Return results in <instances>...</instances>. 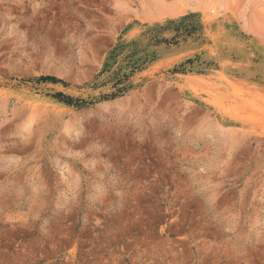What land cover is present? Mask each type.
<instances>
[{
    "label": "rangeland",
    "instance_id": "rangeland-1",
    "mask_svg": "<svg viewBox=\"0 0 264 264\" xmlns=\"http://www.w3.org/2000/svg\"><path fill=\"white\" fill-rule=\"evenodd\" d=\"M0 264H264V0H0Z\"/></svg>",
    "mask_w": 264,
    "mask_h": 264
}]
</instances>
